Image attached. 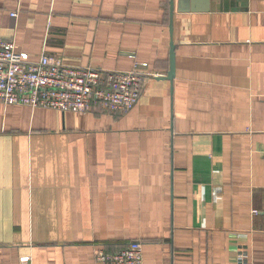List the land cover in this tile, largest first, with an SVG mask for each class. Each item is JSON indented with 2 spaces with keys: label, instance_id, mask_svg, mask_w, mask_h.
<instances>
[{
  "label": "crops",
  "instance_id": "crops-1",
  "mask_svg": "<svg viewBox=\"0 0 264 264\" xmlns=\"http://www.w3.org/2000/svg\"><path fill=\"white\" fill-rule=\"evenodd\" d=\"M0 37L158 75L126 113L0 103V264H264V0H0Z\"/></svg>",
  "mask_w": 264,
  "mask_h": 264
},
{
  "label": "built area",
  "instance_id": "built-area-1",
  "mask_svg": "<svg viewBox=\"0 0 264 264\" xmlns=\"http://www.w3.org/2000/svg\"><path fill=\"white\" fill-rule=\"evenodd\" d=\"M157 76L137 65L130 71L105 72L66 66L46 56L31 62L28 54L15 51L13 41L0 37V103L5 106L80 115L96 107L109 114L126 113L137 105L146 82ZM95 258L98 264H143L142 243L132 241L112 253L98 250ZM237 264H249L244 250L238 252Z\"/></svg>",
  "mask_w": 264,
  "mask_h": 264
},
{
  "label": "water",
  "instance_id": "water-1",
  "mask_svg": "<svg viewBox=\"0 0 264 264\" xmlns=\"http://www.w3.org/2000/svg\"><path fill=\"white\" fill-rule=\"evenodd\" d=\"M172 4H173V2L171 1L170 2L171 13H172V10H173V8H172L173 5ZM169 29H170V32H172V16L170 17ZM174 76H175V53H174V45L171 42L170 43V53H169V70H168V73H167V75L165 76L164 79H166L168 81H172Z\"/></svg>",
  "mask_w": 264,
  "mask_h": 264
}]
</instances>
